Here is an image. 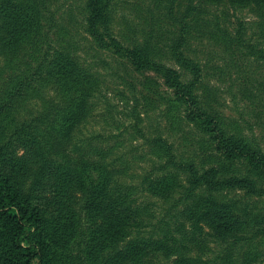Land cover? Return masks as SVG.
<instances>
[{
    "label": "trees",
    "instance_id": "16d2710c",
    "mask_svg": "<svg viewBox=\"0 0 264 264\" xmlns=\"http://www.w3.org/2000/svg\"><path fill=\"white\" fill-rule=\"evenodd\" d=\"M150 1L163 4L157 18L167 40L152 28L123 41L116 23L126 18L131 0H84L85 31L137 70L160 74L184 105L186 120L208 135L218 164L179 157L162 136L152 144L164 159L163 174H147L140 184L123 180L125 169L107 162L103 151L99 160L83 153L72 159L67 147L103 94L104 75L75 49L54 46L49 34L43 56L27 58L28 49L40 45L44 24L52 29L57 0H0V55L7 67L0 90V264H155L158 256L172 264H234V253L264 234V213L226 196H264V148L203 104V67L186 52L189 29L199 26L190 14L224 1L264 10V0H188L176 31L162 22L180 0ZM244 34L241 25L239 41ZM33 100L41 102L39 113L10 130L13 113ZM143 193L166 201L183 193L173 227L152 223L151 206L139 201ZM210 241L225 244L219 263L206 256ZM249 255L250 264L259 257Z\"/></svg>",
    "mask_w": 264,
    "mask_h": 264
},
{
    "label": "rangeland",
    "instance_id": "374dc122",
    "mask_svg": "<svg viewBox=\"0 0 264 264\" xmlns=\"http://www.w3.org/2000/svg\"><path fill=\"white\" fill-rule=\"evenodd\" d=\"M187 2L180 0L174 16L162 23L171 30H179V21L187 13ZM162 5L150 0H131L126 4V18L118 16L116 23V31L124 36L123 41L141 37L152 28L155 37L167 40L169 33L158 27L157 17L164 11ZM83 6L84 0H57L52 29L44 24L40 45L31 46L27 55L32 62L41 58L49 41L45 35L49 34L54 46L75 49L82 61L96 66L104 75L103 94L97 96L91 115L73 134L67 147L70 157L75 160L83 153L99 160L98 152L103 151L107 162L125 169L123 180L140 184L147 174L155 177L163 174L164 159L154 153L152 144L155 137L162 136L173 145L179 157H194L199 165L216 166L219 159L213 152V143L201 127L186 120L184 105L165 86L162 76L151 70H137L126 56L99 48L85 31ZM201 10L188 16L190 21L198 17L199 26L192 24L186 45L187 54L204 71L198 94L203 104L222 116L233 131L243 133L264 148V10L254 5L233 7L228 1ZM241 25L245 31L243 42L237 38ZM6 72L5 60L0 55V90ZM40 110V101L28 102L13 113L10 130ZM182 183L188 185L185 176ZM243 194L244 191H235L226 196L242 199L241 206L248 204L255 213H264V196ZM182 197L180 193L166 201L143 193L139 201L151 206L152 223L158 226L168 221L173 227L184 208ZM208 248L211 251L206 256L211 259H218L225 252V244L215 241H210ZM249 253L259 254L252 264H264V234L247 245L241 254L234 253L233 263L250 264ZM154 262L172 264L162 256Z\"/></svg>",
    "mask_w": 264,
    "mask_h": 264
}]
</instances>
